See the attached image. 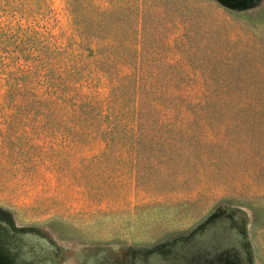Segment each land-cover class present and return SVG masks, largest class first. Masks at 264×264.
Wrapping results in <instances>:
<instances>
[{
  "label": "rangeland",
  "instance_id": "rangeland-1",
  "mask_svg": "<svg viewBox=\"0 0 264 264\" xmlns=\"http://www.w3.org/2000/svg\"><path fill=\"white\" fill-rule=\"evenodd\" d=\"M0 264H264V0H0Z\"/></svg>",
  "mask_w": 264,
  "mask_h": 264
},
{
  "label": "trees",
  "instance_id": "trees-1",
  "mask_svg": "<svg viewBox=\"0 0 264 264\" xmlns=\"http://www.w3.org/2000/svg\"><path fill=\"white\" fill-rule=\"evenodd\" d=\"M27 68H29V67H27ZM8 84L7 85H9V87H7V88H11V83L10 82H7ZM78 106H80V103L78 104Z\"/></svg>",
  "mask_w": 264,
  "mask_h": 264
}]
</instances>
